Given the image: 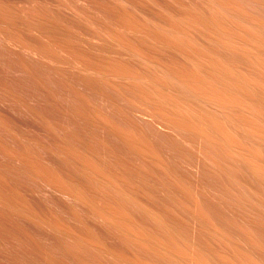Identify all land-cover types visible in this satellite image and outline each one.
<instances>
[{"label":"bare ground","instance_id":"bare-ground-1","mask_svg":"<svg viewBox=\"0 0 264 264\" xmlns=\"http://www.w3.org/2000/svg\"><path fill=\"white\" fill-rule=\"evenodd\" d=\"M0 264H264V0H0Z\"/></svg>","mask_w":264,"mask_h":264}]
</instances>
